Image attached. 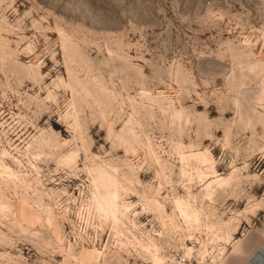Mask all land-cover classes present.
I'll use <instances>...</instances> for the list:
<instances>
[{
    "label": "rangeland",
    "instance_id": "obj_1",
    "mask_svg": "<svg viewBox=\"0 0 264 264\" xmlns=\"http://www.w3.org/2000/svg\"><path fill=\"white\" fill-rule=\"evenodd\" d=\"M262 243L264 0H0V264Z\"/></svg>",
    "mask_w": 264,
    "mask_h": 264
},
{
    "label": "crops",
    "instance_id": "obj_2",
    "mask_svg": "<svg viewBox=\"0 0 264 264\" xmlns=\"http://www.w3.org/2000/svg\"><path fill=\"white\" fill-rule=\"evenodd\" d=\"M252 251V255L234 256L229 264H264V243L257 244L252 248Z\"/></svg>",
    "mask_w": 264,
    "mask_h": 264
}]
</instances>
